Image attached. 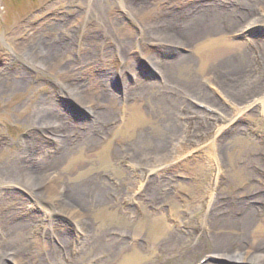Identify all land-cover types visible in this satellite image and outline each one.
Here are the masks:
<instances>
[{
    "label": "rangeland",
    "instance_id": "1",
    "mask_svg": "<svg viewBox=\"0 0 264 264\" xmlns=\"http://www.w3.org/2000/svg\"><path fill=\"white\" fill-rule=\"evenodd\" d=\"M205 9L226 20L209 49L151 37ZM238 12L249 22L230 26ZM237 44L244 67L222 75L209 52ZM184 53L160 89L155 62ZM52 112L96 141L44 167L60 146L36 118ZM18 166L41 176L37 195L7 177ZM91 186L106 204L63 196L88 203ZM3 215L0 264H259L248 248L264 242V0H0Z\"/></svg>",
    "mask_w": 264,
    "mask_h": 264
},
{
    "label": "bare ground",
    "instance_id": "2",
    "mask_svg": "<svg viewBox=\"0 0 264 264\" xmlns=\"http://www.w3.org/2000/svg\"><path fill=\"white\" fill-rule=\"evenodd\" d=\"M259 0H255V2H257ZM234 19L231 22L230 26H235V25H240L243 21L249 22V18H247V14L245 15V12H238L233 14ZM183 18L185 22L184 27L182 28V30L179 32L176 31H169L167 29H160L155 31V35L153 34L151 37L155 36V38L159 39L160 35L162 34L163 36H165L167 38L166 41H168L169 43H173L175 44V42H178L179 45L181 43L180 46H182L183 48L185 47V44H192L195 43L197 41H202L205 38H208V47L205 49H209V47L214 46L216 43H218V39H211L213 36L216 37L219 34V26L222 24H226V20L225 18H221L220 15H214L212 13H209L208 11L205 10H200V11H186L185 14H183ZM145 23V22H144ZM251 24L246 25V27H248ZM254 25V24H252ZM146 28L148 29V24H146ZM157 33V36H156ZM176 33V35H175ZM171 36V37H170ZM150 41V39H149ZM185 43V44H184ZM56 50L53 51V53ZM205 52V51H204ZM246 51H244L241 47L240 44H237L234 52L232 51H227V50H221V49H217V50H212L209 52V56L212 59V62L215 64L216 68L218 69L217 71H219V73H221L222 75H226V74H230V73H241V70L243 69V58L245 56ZM206 56V54H204ZM208 56V54H207ZM188 55H186V53H184L183 55H180L176 61L174 62H168V63H157L155 62L154 65H156L157 67H159L161 70L157 72H159V74L162 77V83L163 85L158 87L160 89H164V88H168L170 86V81L168 80L170 78V73L169 70L174 67L177 66L178 64H180L181 62H186L188 61ZM60 64V63H59ZM230 72V73H229ZM68 87V86H67ZM170 87H173L172 85ZM72 89H74L73 93L75 95L74 97H71V100L73 102H77L78 99L82 100V93L79 91V89H77L76 86H72ZM146 89V85L145 84H140L138 91L135 93L129 89H127V92H125V95H131L134 94V97H136V94L141 91ZM130 92L132 94H130ZM221 92V91H220ZM197 95H199L200 97L202 96H206L208 97V95L199 92L196 93ZM202 95V96H201ZM204 96V97H205ZM260 99H257L256 101L258 102L257 104L262 105L261 101H259ZM98 101V100H97ZM96 107H97V102H96ZM105 112V111H104ZM105 114V113H104ZM95 117L97 119H104V117H102L103 112H98L95 111ZM57 118H59L55 113H50L49 117L47 114L41 113L40 117H37L36 119H38V121H40L39 123V128H43L46 129L48 131H52V136L53 139L57 142V145H59V151L57 156H55L53 159L51 160H41L39 163L41 164V166L46 167L47 164L50 163H55L58 164V162L60 161V159H67L70 155L71 152H82V150L84 151V148L87 146L88 148H92V146H94V143L96 141V139L92 136V133H94L95 130H93L94 128H88L87 132H80L78 130L72 129L70 130V126L68 125H63L61 120H57ZM96 119V120H97ZM55 121V122H54ZM104 129V128H101ZM100 129V130H101ZM99 133V130L96 132V134ZM29 152V147L25 149V152ZM26 159H30V156H26ZM50 159V158H49ZM32 161V160H31ZM8 178H13L17 181H19L22 185H18V186H23V188L26 191L31 192L34 195H37V192L34 193V189L38 184V181L41 179L40 175H37L36 172H29L27 169H23L21 167H16L13 170H11L9 172V174H7ZM151 184H156V183H151ZM158 184V183H157ZM81 191L73 189L71 191L68 192H63V196H67L66 198L69 200V202H73L76 203L77 208H79L80 210H85V209H90L91 206L93 205H102V204H106L107 203V197H106V191L101 189V188H97L95 189V187L91 186L88 188V193L86 194L87 198H88V203L85 202H81L78 197H80L79 195H81ZM73 195V196H68V195ZM210 196V195H209ZM216 197V196H215ZM261 199V198H260ZM63 200V199H62ZM66 200V201H68ZM77 201V202H76ZM65 201H62V203H58L59 207H62L66 209H74L75 205L72 204L71 206L67 207L64 206L67 204V202L63 203ZM215 203V201H214ZM94 207V206H93ZM86 211V210H85ZM248 215V214H247ZM7 215H3L0 217V226L3 228L4 231L9 232L12 229V225L10 223H8V218L6 217ZM250 221V220H249ZM249 221H247V223H244L242 226V230L247 229L248 223ZM228 223H223V224H218V225H213V227L217 228V229H221V231L227 230L228 228H233V225H226ZM264 242L252 247H249L248 250L249 252H254V250H259L261 249V251L263 252L262 255H259V259L257 261H254L253 263H259V264H264ZM240 250V249H239ZM240 254V252H237ZM217 256V255H216ZM220 259L224 258V257H220L217 256ZM232 261L234 263L236 262H241V260H239V258H231Z\"/></svg>",
    "mask_w": 264,
    "mask_h": 264
}]
</instances>
